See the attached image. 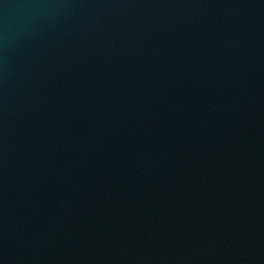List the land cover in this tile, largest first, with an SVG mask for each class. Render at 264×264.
I'll return each mask as SVG.
<instances>
[{"label":"water","instance_id":"water-1","mask_svg":"<svg viewBox=\"0 0 264 264\" xmlns=\"http://www.w3.org/2000/svg\"><path fill=\"white\" fill-rule=\"evenodd\" d=\"M0 264H264V0H0Z\"/></svg>","mask_w":264,"mask_h":264}]
</instances>
